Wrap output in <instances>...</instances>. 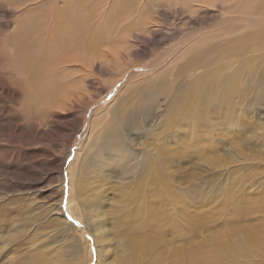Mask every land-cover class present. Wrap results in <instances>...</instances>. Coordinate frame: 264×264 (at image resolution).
Segmentation results:
<instances>
[{"label": "rangeland", "instance_id": "obj_1", "mask_svg": "<svg viewBox=\"0 0 264 264\" xmlns=\"http://www.w3.org/2000/svg\"><path fill=\"white\" fill-rule=\"evenodd\" d=\"M88 4L83 17L88 18L84 21L88 22L86 27L95 40L92 41L89 55L90 67L87 66L86 81L90 84L81 91L86 99L78 102L81 108L89 111L79 116L82 124L80 132L74 133L66 142L59 135L60 140L55 141L53 150L43 148L38 152L37 160L29 152L31 147L16 149L12 140L9 144L7 142L5 146L11 149L9 156L14 153L13 150L19 155L12 160L0 155V163L16 167L21 173L16 176L0 174V194L8 195V198L13 195L28 198L29 211L25 212L36 219V226L44 219L59 218L55 208L62 201V217L76 228L74 224L80 225L76 215L79 212L74 211V202L70 203L68 174L81 157L86 142H83V138L85 135L87 139L90 137L96 119L98 123L102 122L100 117L111 112L109 109L115 107L117 101H114L117 99L165 98L159 92L163 90L170 99L166 102L161 100V106L160 102L155 105L156 117L162 119L173 106L171 98H180L179 95L187 91V85L190 88L196 74L204 76L209 73L204 77V82L214 88L219 98H210L208 104L204 103L205 122L199 125V131L192 124L185 133L191 139L200 137L201 144L184 163V171L160 168L170 181L174 174L176 177L179 174L177 178L180 183L174 182V190L176 187L181 190L172 205L173 217L170 227L167 226L165 243L162 242L154 250L137 254L134 264H173L175 250L179 249L186 253L185 264H264V81L258 84L256 81L259 72L264 74V0H89ZM51 5L49 2L47 7L53 8ZM5 21L7 30L4 39L16 28L10 17ZM148 30H162L163 35L158 41H153L149 38ZM137 35L140 36L139 40L134 39ZM2 45L0 52L5 49ZM105 51H108L107 54ZM241 64L244 73L237 82L243 85L247 74L253 70L252 81L249 82L251 89L244 97L235 98L236 107L230 109L235 118L226 121L223 117L215 116L228 107L226 98H222L223 83L241 69ZM7 66L14 68L10 64ZM1 68V88L15 90L14 84L20 77L11 79ZM76 86L82 88L79 83ZM3 106H7V114L11 112L8 102ZM235 124V132L239 134L230 137L229 130L232 131ZM130 130L122 132L132 134ZM158 130L160 125L156 128V135L160 132ZM178 130L172 129L168 138L159 140V149L161 146L175 149L179 145L176 136L181 133ZM203 137L206 139L203 140ZM50 152L63 164L59 172L51 169ZM104 208V211L108 209ZM177 215L182 216V221L177 220ZM117 217V214L107 215L106 222L110 223L106 226L108 232L115 230L113 223ZM78 227L82 229V225ZM120 229L116 227L117 231L112 232L122 236ZM32 230L36 228L31 227ZM51 230L46 231L47 239L41 242L54 243L55 261L57 259L64 264L128 263L124 250L115 245L119 236L112 242L115 247L105 257L106 263L101 256H97L98 249L89 232L84 238L78 230L74 231V235L70 232L66 234L67 230ZM85 239L89 243H85ZM116 256L127 259L120 260Z\"/></svg>", "mask_w": 264, "mask_h": 264}, {"label": "bare ground", "instance_id": "obj_2", "mask_svg": "<svg viewBox=\"0 0 264 264\" xmlns=\"http://www.w3.org/2000/svg\"><path fill=\"white\" fill-rule=\"evenodd\" d=\"M59 1L0 0V45L3 43L2 48H5L0 52V68L2 67L1 69L11 79L14 76L20 77L14 84L15 90L2 89L0 86V155L8 160L15 159L19 152L13 150L14 153L9 156L11 149L5 146L7 142L9 144L12 140V145L16 149L31 147L29 152L34 160H37L40 155L38 152L43 148L53 150L59 135L66 142L74 133L80 132L82 124L79 116L82 112L83 114L89 112L88 109L84 110L79 106L80 104L78 105L79 101L86 99L81 91L90 84L86 81L89 71L87 66L90 65L89 55L92 41L95 40L86 27L88 22L84 21L88 18L83 17V12L88 9L89 0ZM49 2L53 4L51 9L47 7ZM9 17L16 28L4 39L3 35L7 30L5 19ZM161 32L163 31H150L149 38L158 41L160 35H163ZM96 37L98 40V36ZM134 39L139 40L140 36H134ZM95 44L98 45L96 42ZM5 63L14 68L8 67ZM240 68L223 83L222 98H226L228 107L222 112H217L215 116L223 117L226 121H232L233 117L235 118L230 112V109L236 107L235 98L244 97L251 89L249 82L252 81L253 70L247 74V79L242 85L237 81L242 72L244 73L243 64ZM102 70L103 68L100 69ZM259 73L257 84L264 81V74ZM208 75L209 73L204 76L196 74L190 88L187 85V91L181 93L180 98H171L173 106H170L167 115L162 119H157L155 105L160 102L161 106V100L166 102L170 99L167 98L169 94L163 90L159 92L165 98L117 99L114 101V103L117 101L115 107L112 110L109 109L111 112L100 117L102 122L98 123L96 119L92 135L90 134L88 139L85 138L86 135L83 138V142H86L81 157L68 174L70 203L74 202V211L79 212L78 214L76 212V215L80 225L74 224L77 229L62 217V201L60 206L55 208L59 218L44 219L43 223H38L36 226L34 224L36 219L25 212L29 206L28 198L26 200L19 195L8 198V195L0 194V264H64L63 261L62 263L57 259L55 261L52 241L49 244L41 242L47 239L46 231L49 229L57 230V232L67 230L66 234L70 232L72 235L78 230L84 238H86V232H89L98 249L97 256H101L104 262L107 261L105 257L109 256L110 250L113 251V243L118 236L120 239L115 242V245L118 244L124 250V256L128 258L127 264H134L137 254L154 250L162 242L165 243L168 235L167 226L170 227L173 217L172 205L176 201V194H181V190L178 187L174 190V182L180 183L177 178L179 174L177 177L174 174L170 181L166 172L162 173L160 168L162 166L168 171L173 169L184 171V163L201 144L200 137L191 139L185 133L192 124L199 131V125L205 122L203 114L206 104L204 103L208 104L210 98H219L214 88L204 82V77ZM77 83L82 85L81 89L77 88ZM22 96L25 98H21ZM6 102L9 103V110H11L8 114L7 106H3ZM143 103L145 104L142 105ZM30 115L29 119H25ZM9 118L14 122H11ZM108 118L111 120L108 121ZM159 125L160 132L156 135V128ZM235 127L236 124L232 131L229 130L230 137L233 134L235 137L239 134L235 132ZM175 128L181 132L176 136L179 145L171 150L168 146H161L162 148L159 149L157 142L168 138L171 130ZM127 129H132L129 132L133 131V133L124 134L123 132ZM153 134L155 140H153ZM205 139L206 137H203V140ZM23 154L27 155V153ZM48 156L51 169L59 172L63 164L56 160L54 153L50 152ZM0 172L6 176H16L21 173L18 168H11L3 163H0ZM111 203L112 206H110ZM104 207L108 209L104 211ZM42 211H44L43 208ZM113 214L118 215L113 226L115 230L116 227L121 228L122 236L119 234L116 236L117 233L112 232L115 230L107 231L106 226L109 222H106V217ZM177 217L178 221H182L181 215ZM59 225L65 228L61 229ZM81 225L83 230L78 229ZM31 227L36 230L31 231ZM9 230L14 233H10ZM78 241L81 240L78 238ZM85 243L89 242L85 239ZM181 250H175L173 264H185L187 256L185 257L186 253L184 254L182 252L184 250ZM114 253H116L115 250ZM116 258L120 259V256ZM122 258L127 259L121 256L120 260H123ZM98 262H101L99 258Z\"/></svg>", "mask_w": 264, "mask_h": 264}]
</instances>
